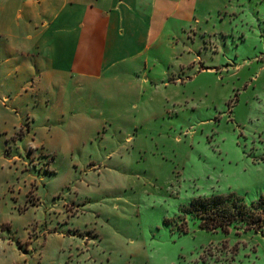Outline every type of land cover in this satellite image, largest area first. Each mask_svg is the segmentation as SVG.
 I'll use <instances>...</instances> for the list:
<instances>
[{
    "label": "rangeland",
    "instance_id": "1",
    "mask_svg": "<svg viewBox=\"0 0 264 264\" xmlns=\"http://www.w3.org/2000/svg\"><path fill=\"white\" fill-rule=\"evenodd\" d=\"M2 52L0 264H264V224L192 210L264 206V0H198L116 78L8 76Z\"/></svg>",
    "mask_w": 264,
    "mask_h": 264
},
{
    "label": "crops",
    "instance_id": "2",
    "mask_svg": "<svg viewBox=\"0 0 264 264\" xmlns=\"http://www.w3.org/2000/svg\"><path fill=\"white\" fill-rule=\"evenodd\" d=\"M198 0H0L2 54L16 75L26 66L37 82L85 83L116 78L150 50ZM17 97V96H16ZM9 97H4L8 100Z\"/></svg>",
    "mask_w": 264,
    "mask_h": 264
},
{
    "label": "trees",
    "instance_id": "3",
    "mask_svg": "<svg viewBox=\"0 0 264 264\" xmlns=\"http://www.w3.org/2000/svg\"><path fill=\"white\" fill-rule=\"evenodd\" d=\"M192 210L201 219V225L207 229L221 228L228 231L229 225L240 221L248 226L264 224L263 201L246 204L235 194L215 195L210 198L198 199L192 204ZM259 210V215L255 211ZM262 216V217H260Z\"/></svg>",
    "mask_w": 264,
    "mask_h": 264
}]
</instances>
